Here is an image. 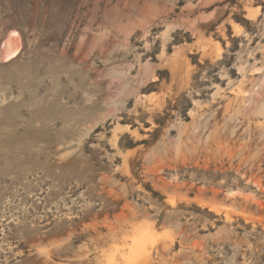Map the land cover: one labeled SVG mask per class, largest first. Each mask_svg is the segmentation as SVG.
Returning a JSON list of instances; mask_svg holds the SVG:
<instances>
[{
  "label": "rangeland",
  "instance_id": "1",
  "mask_svg": "<svg viewBox=\"0 0 264 264\" xmlns=\"http://www.w3.org/2000/svg\"><path fill=\"white\" fill-rule=\"evenodd\" d=\"M0 264H264V0H0Z\"/></svg>",
  "mask_w": 264,
  "mask_h": 264
},
{
  "label": "bare ground",
  "instance_id": "2",
  "mask_svg": "<svg viewBox=\"0 0 264 264\" xmlns=\"http://www.w3.org/2000/svg\"><path fill=\"white\" fill-rule=\"evenodd\" d=\"M17 47V39H16V37H10L9 39H8V51H7V53L2 57L3 59H4V61H8V60H10L14 55V53L16 54V50L15 51H13V52H11L12 50H14V48H16ZM6 52V51H5ZM10 54H12V55H10ZM28 143V142H27ZM258 157V156H257ZM17 169V168H16ZM62 175V174H61Z\"/></svg>",
  "mask_w": 264,
  "mask_h": 264
}]
</instances>
